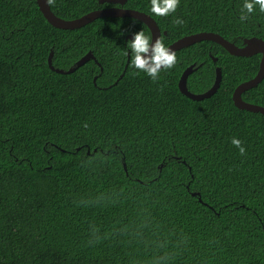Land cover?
Segmentation results:
<instances>
[{"label":"trees","instance_id":"trees-1","mask_svg":"<svg viewBox=\"0 0 264 264\" xmlns=\"http://www.w3.org/2000/svg\"><path fill=\"white\" fill-rule=\"evenodd\" d=\"M243 4L180 0L166 17L151 13V0L124 7L151 16L165 47L201 32L241 47L264 40V13L257 6L242 21ZM111 6L55 0L50 8L73 20ZM142 30L151 42L133 18L61 30L36 0H0V264H264V115L232 99L261 55L202 41L177 51L175 66L153 81L131 66L127 37ZM51 52L64 71L89 52L95 59L59 74ZM190 66L195 94L221 68L213 96L181 93ZM242 99L264 107V79Z\"/></svg>","mask_w":264,"mask_h":264},{"label":"water","instance_id":"water-1","mask_svg":"<svg viewBox=\"0 0 264 264\" xmlns=\"http://www.w3.org/2000/svg\"><path fill=\"white\" fill-rule=\"evenodd\" d=\"M38 7L43 14L44 18L55 28L61 29V30H75L82 28L95 20L99 18H133L138 21H141L143 24H145L150 33H151V42L154 43V41L157 38L162 37V32L156 23V21L149 15L125 8V4L127 0H99L100 5L104 4H112L111 7H105L101 9H97L94 11H91L84 16L73 19V20H65L57 17L50 8V5L47 3V0H36ZM164 35H167L166 32L163 33ZM133 36H128V39L132 40ZM202 41H212L214 43H217L218 45L222 46L229 54L233 56L238 57H252L255 55H261V61H260V68L257 73V75L242 84H240L234 91L232 95L233 103L234 105L244 111L254 112V113H261L264 115V107L259 105H254L245 102L242 99V94L256 86H258L264 79V40L257 38V37H251L249 39H245L243 41V46L239 47L236 44L224 39L218 34L211 33V32H201L196 33L192 35L185 36L174 43H172L169 48L170 50L174 51L175 53L181 49L187 48L189 46H192L194 44H197ZM53 59V52L50 53L48 58V65L51 68L52 71H55L59 74H70L73 73L77 68L85 65L90 60H94V55L89 52L84 57H82L77 63L70 68L68 71H64L61 69H57L52 64ZM216 62L217 59H214ZM194 66H190L181 75V78L178 83L179 90L182 94L187 96L188 98L195 100V101H201L207 98H210L213 96L217 90L220 87L221 81H222V70L220 67L216 68V77L215 82L213 86L206 92L195 94L189 91L187 86L188 77L194 72ZM96 81V78L94 79ZM193 195H197V193H194Z\"/></svg>","mask_w":264,"mask_h":264},{"label":"clouds","instance_id":"clouds-1","mask_svg":"<svg viewBox=\"0 0 264 264\" xmlns=\"http://www.w3.org/2000/svg\"><path fill=\"white\" fill-rule=\"evenodd\" d=\"M54 2L55 0H47L49 5ZM179 4L180 0H151L150 11L156 16L166 17L174 13ZM257 6L259 11L264 13V0H244L240 19L242 21L246 20L248 17L245 12L251 14ZM176 23L181 24L183 22L177 19ZM127 47L132 53L131 66L140 72L146 73L153 81L158 80L161 69L167 70L175 66L176 54L165 47L163 37L157 38L154 43H150L149 38L145 36L142 30L133 35ZM231 143L239 149L241 156L245 155L246 149L239 139L232 138Z\"/></svg>","mask_w":264,"mask_h":264}]
</instances>
